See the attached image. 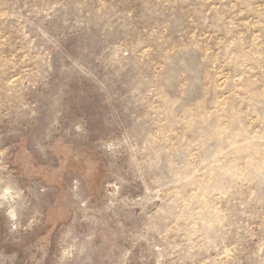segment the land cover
I'll list each match as a JSON object with an SVG mask.
<instances>
[{
	"label": "rangeland",
	"instance_id": "374dc122",
	"mask_svg": "<svg viewBox=\"0 0 264 264\" xmlns=\"http://www.w3.org/2000/svg\"><path fill=\"white\" fill-rule=\"evenodd\" d=\"M0 264H264V0H0Z\"/></svg>",
	"mask_w": 264,
	"mask_h": 264
}]
</instances>
